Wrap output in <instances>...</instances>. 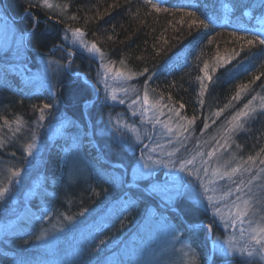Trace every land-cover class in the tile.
I'll return each mask as SVG.
<instances>
[{
  "label": "trees",
  "instance_id": "1",
  "mask_svg": "<svg viewBox=\"0 0 264 264\" xmlns=\"http://www.w3.org/2000/svg\"><path fill=\"white\" fill-rule=\"evenodd\" d=\"M259 1L264 0H49L54 7L47 8L40 0H0V13L16 32L10 47L0 50V188L7 189L0 198V264L17 260V264H40L36 257L43 255L42 250L25 240L33 231L28 214L40 209V201L63 191L66 151L78 148L102 178L92 187L85 185V179L74 183L72 205L59 207L62 216L96 217L123 198L134 204L120 230L138 229L143 220L145 228L153 212L171 217L194 245L195 264H208L210 239L203 226L211 225L215 240L227 234L195 199L191 188L176 198L177 210L170 211L161 206L172 208V204L148 190L158 178L131 186L125 178L118 182V174L131 171L139 160L142 146L132 133L111 128L114 107L98 84L99 64L80 53L73 58L68 29H81L108 62L123 65L132 76V86L140 89L150 82L155 94L174 104L191 106L198 84H202L196 74L207 64L213 76L207 82V93L204 89L205 94L199 97L203 114L221 115L209 128L217 126L218 130L221 118L229 120L253 97H264V45L258 40L247 43L257 35L250 31L264 11L256 9ZM248 11H252L251 17ZM22 35L26 43L19 39ZM195 46L201 49L197 70L176 64L182 53ZM227 60L229 63L224 62ZM46 61L51 63L46 67L50 82L32 81V73L42 72ZM236 71L241 75L236 76ZM83 74L93 84L86 82ZM243 85L247 88L241 90ZM44 104L51 107L40 120ZM91 130L94 140L89 136ZM243 136L237 141L239 150L246 153L241 160L261 170L264 109ZM28 144L38 147L37 155L28 154ZM24 187L27 192L22 191ZM29 192H33L30 197ZM200 224L203 226L192 227ZM211 264H243V260L215 252Z\"/></svg>",
  "mask_w": 264,
  "mask_h": 264
},
{
  "label": "rangeland",
  "instance_id": "2",
  "mask_svg": "<svg viewBox=\"0 0 264 264\" xmlns=\"http://www.w3.org/2000/svg\"><path fill=\"white\" fill-rule=\"evenodd\" d=\"M255 7L260 10L264 9V1L256 2ZM251 12H247L250 17ZM262 18H264V11L258 15L256 27L250 32L259 34L257 29L264 27ZM15 36L13 24L0 13V50L10 47ZM24 37L22 35L19 39H24ZM70 38V45L74 48L71 53L73 58L76 57V53H80L99 64L98 84L108 95V103L114 107L111 109V128L123 134L132 133L142 146L139 160L131 171L127 169L122 174H118V182L120 183L125 178L127 186H131V183L138 185L136 183L138 181L158 178V182L148 189L149 192L161 195L173 206L176 198L180 197L183 192H189L191 188L196 194L195 199L212 213L214 220L227 234L220 240H215L213 234L211 235L214 242H210L208 248L210 252L208 264L212 263L215 252H220L225 256L239 257L243 260V264H264V259L259 254V246H254L256 253L251 257L246 253L243 255L240 253L239 249L249 244L248 224L237 223L233 227L228 215V210L232 208V203L236 199V185L240 181L246 183L253 175H256L258 178L250 185L251 194L256 203L254 218L259 219L260 216H264V172H261L258 166L253 169L250 164L241 160L246 153L243 148L239 150L237 143L238 140H243L248 126L258 120L263 110L261 97L257 96L256 99L250 100V109H255V111H250L248 117H243L238 122L232 121L236 112L229 120L221 118V124L218 125L219 131L216 129L217 126L209 130L210 126L217 123L221 116L216 112L211 117L203 114L202 98L200 99L199 96L202 97L205 90L206 93L209 90L207 82L209 77L213 76L209 69L206 70L207 76L205 68H201V73L196 74L202 84H198L199 91L192 99L193 104H189L190 107L182 102L174 104L155 94L151 90L150 82L143 84L140 89L132 86V76L123 65L108 62L104 55L101 58L99 53L90 52L79 43H73L72 35ZM84 39L91 44L85 35ZM200 54V47L195 46L191 52L182 53L176 64L180 62L190 68V71H195L199 66L197 61L198 58L200 59ZM224 62L229 63L228 60ZM106 66L113 70L108 71ZM46 67L50 68L51 63L46 61L42 66V72H33L32 81L42 84L50 82L47 80L49 75L46 73ZM116 70L122 72L123 76H117ZM235 73L236 76L241 75L239 71ZM83 79L86 81L85 78ZM97 93L101 95L100 89H97ZM145 93L148 95V105L143 102ZM113 94L116 96L115 100L112 99ZM121 100L123 103L120 102ZM245 104L239 111L244 110ZM234 124L241 126L233 128ZM52 132L54 135L57 133L55 130ZM214 150L215 155L209 157L207 153ZM66 152L62 172L66 185L63 191L57 193L58 196H50L40 201V209L36 212L32 210L33 212L28 214V225L33 227V231L29 232L30 235L26 236V239L23 238L28 243H34V249L36 247L42 250L43 255L40 258L36 257L40 264H189L190 257L184 255L186 251L195 257L196 262L198 257L194 251V245L183 236L184 232L179 229L171 217H162L153 212L145 228L143 220L138 229L120 230L124 217L134 204L126 199L122 198L120 201L111 203L95 214L96 217L92 215L86 218L69 219L62 216L63 212L59 207L63 204L72 205L71 186L74 183L85 179V185L90 184L92 187L102 178L98 169L84 158L80 148L68 149ZM32 154H38V147H35V144ZM189 159H192L193 163L181 171L180 162ZM145 163L148 165L147 168L143 167ZM245 164L246 167H243ZM237 166L241 171L231 178L212 175L214 169L220 168L223 171L226 167ZM262 166L264 169V164ZM205 168H207V174H205ZM240 186L244 187L243 184ZM205 187L210 191L206 193ZM229 189H232V195L226 196L225 193ZM22 191L27 192L26 187ZM245 193H247V188H245ZM32 194L33 192L27 193L29 197ZM209 195L214 197L212 203L221 210L220 215H217L215 208L209 204L207 200ZM192 227L196 228V226ZM241 228L245 229L243 236ZM207 230L209 240V231L212 229ZM173 232L176 234L175 239L171 235ZM112 233L114 234L109 238ZM125 235L127 240L123 241L122 237ZM229 241L235 246L234 251L228 249ZM14 263H19V260Z\"/></svg>",
  "mask_w": 264,
  "mask_h": 264
},
{
  "label": "snow or ice",
  "instance_id": "3",
  "mask_svg": "<svg viewBox=\"0 0 264 264\" xmlns=\"http://www.w3.org/2000/svg\"><path fill=\"white\" fill-rule=\"evenodd\" d=\"M40 3H42L43 6H45L47 8H53L54 7V5L49 2V0H40ZM37 6H39V5H37ZM153 7H156V5H153ZM157 10L159 11L160 9L157 8ZM73 19H74V17H73ZM262 19H264V18H262ZM193 23H196V21H193ZM199 23L204 24V21H199ZM204 26L207 27L206 24ZM68 31L71 33L72 37H74L73 43H79L86 50H88L90 52H94V53H99L101 55V58H103V53L101 52L100 48L96 45L95 42H92L91 44H89L85 41V39H84L85 34L83 33V31L81 29H79V28L68 29ZM257 32L259 34L255 35L253 39H249L247 41L248 44H252V43H254L255 40H258L260 44L264 45V27L257 29ZM204 67H205V75L207 76L206 70L208 68V65L205 64ZM106 69L108 71L113 70L112 68H110L108 66H106ZM145 71H147V70L145 69ZM116 74H117V76H123V73L119 72V70H116ZM209 79H211V77H209ZM257 79H259V77H257ZM245 88H247V85L241 86V90H244ZM239 95H240V93L238 92L236 94V97H234V99L238 98ZM112 99H114V100L116 99V96L114 94L112 96ZM253 99H256V97H253ZM260 101H261V108L264 109V97H261ZM120 102L123 103L122 100ZM143 102L145 105H148L147 93H145ZM201 103H203V101H201ZM250 105H251V101H249L248 104L244 105V110L237 112L232 117V121H237V122L241 121V119L243 117L249 116L250 111H255V109H250ZM50 107H51V105H49V104L43 105V108L40 109V117H39L40 120L44 119V110L48 109ZM181 107H183V105H181ZM217 115H219V113H217ZM189 123H191V121ZM205 126L207 127V125H205ZM240 126H241L240 124H234L233 128L240 127ZM169 130H171V129H169ZM33 147H34V144H28L27 145L26 150L28 151L29 155H32ZM169 155H171V153ZM207 155L209 157L214 156L215 150L207 153ZM248 159L251 161V160H253V157L250 156ZM192 163H193L192 159L182 160L180 162L181 171L185 170L187 168V166L192 164ZM260 163L264 164V160H261ZM143 167L147 168L148 165L145 163L143 165ZM204 171H205V174H207V168H205ZM240 171H241V169L239 166L233 167V168H227L226 167V168H224L223 171H221L220 168H217V169L213 170L212 175L213 176L219 175V176H221V178H224V177L231 178L232 176L236 175ZM244 171H248V169H244ZM260 171L264 172V169H261ZM12 174L13 175H19V172L13 171ZM257 178L258 177L256 175H253L246 183L244 181H240V183L236 185V187H235V192L237 193L236 199L232 203V208L228 210V215L230 217V222H231L233 227H235L237 223H239V224L247 223L248 224L247 231L249 233V244H246L245 246L240 248L239 249L240 253L242 255L246 253L247 256L251 257L252 255H254V253H256V248L254 246H259V254L261 255V258L264 259V216H260L259 219L254 218L256 215V203L254 202L255 198L251 194L252 189L250 187V185L253 184V181L256 180ZM241 184H243L244 187H241L240 186ZM245 188H247V193H245ZM204 191L207 193L208 191H210V189L205 187ZM6 192H7L6 188H0V198H2ZM225 195L231 196L232 195V189H229L228 192L225 193ZM213 199H214L213 196H211V195L207 196V200H208L209 204L215 208V213L217 215H220L221 210L218 207H215V205L212 203ZM207 227L209 230L211 229V225H208ZM244 233H245V229L241 228V235L243 236ZM171 235H172L173 239L176 238L175 232H173ZM228 249L230 251L235 250V246L231 243V241H229V243H228ZM184 255L190 257L189 264H194L195 257L191 256L189 251L184 252Z\"/></svg>",
  "mask_w": 264,
  "mask_h": 264
},
{
  "label": "bare ground",
  "instance_id": "4",
  "mask_svg": "<svg viewBox=\"0 0 264 264\" xmlns=\"http://www.w3.org/2000/svg\"><path fill=\"white\" fill-rule=\"evenodd\" d=\"M82 77L86 79V82H88V83H92V84H93V82H92V81H88V79H87L86 75H84V74H83V75H82ZM238 152H239V151H238Z\"/></svg>",
  "mask_w": 264,
  "mask_h": 264
},
{
  "label": "water",
  "instance_id": "5",
  "mask_svg": "<svg viewBox=\"0 0 264 264\" xmlns=\"http://www.w3.org/2000/svg\"><path fill=\"white\" fill-rule=\"evenodd\" d=\"M24 42L26 43V38H24ZM115 165H117V164H115ZM197 227H200V225H197ZM213 252H214V250H213Z\"/></svg>",
  "mask_w": 264,
  "mask_h": 264
}]
</instances>
